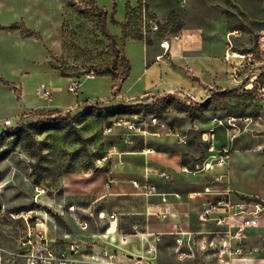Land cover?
<instances>
[{"label": "rangeland", "instance_id": "374dc122", "mask_svg": "<svg viewBox=\"0 0 264 264\" xmlns=\"http://www.w3.org/2000/svg\"><path fill=\"white\" fill-rule=\"evenodd\" d=\"M204 1L0 0V134L40 120H57L55 128L31 139L15 141L8 137L0 145V264H13L11 253L18 249L27 226L24 215L42 216L45 211L48 236L62 245L60 234L76 230L69 216H59L55 210L59 204L67 208L72 193L89 192V183L102 191L110 171L116 180L110 191H132L129 180L137 177L138 169L144 165L141 153L145 149L176 152L190 159L189 166L195 165L203 159V144L207 145L203 138L210 128L205 124L209 117L204 116L203 125L200 113L228 111L231 103L236 106L243 99L250 102L259 97L238 88L216 95L221 90L213 87L207 90L212 96L209 105L190 115L192 111L185 112L183 106H193L194 96L183 89L172 94L148 92L134 100L122 95L143 69L144 61L156 63V38L142 33V12L159 14L168 21L171 31L182 30L186 15L199 26L204 25V16L216 15ZM189 2L193 6L191 13ZM240 30L244 35L251 34ZM210 37V47L221 42L219 36ZM216 52L210 51V56L219 59ZM164 62L172 63V57L157 64ZM130 66L132 74L128 78ZM219 68L223 73L227 69L225 64ZM107 69L110 75L104 74ZM180 69L182 74L172 75V80L182 85L191 75L185 67ZM147 78L133 90L142 89ZM202 79L208 81L209 76L203 73ZM77 80L79 88L73 94L68 87ZM42 89L53 90L51 101L39 95ZM123 106L137 109L127 112L120 109ZM236 111L227 116L244 117ZM151 118L156 119L155 126L150 125ZM5 120L10 121L9 126L4 125ZM140 120L149 124L148 134L125 129V122ZM176 134L184 135L186 144H177ZM224 137L225 131L217 128L215 141ZM120 156L125 162H118ZM36 187L45 190L38 198ZM127 197L132 196L114 195L112 201ZM91 221L88 233H103L102 223L95 218ZM28 225H34L32 219ZM157 251L161 264H181L175 259L169 238ZM194 252L198 264H206L203 258L209 263L207 258L211 257H204L199 244Z\"/></svg>", "mask_w": 264, "mask_h": 264}, {"label": "crops", "instance_id": "0c3cea01", "mask_svg": "<svg viewBox=\"0 0 264 264\" xmlns=\"http://www.w3.org/2000/svg\"><path fill=\"white\" fill-rule=\"evenodd\" d=\"M204 2L207 8L215 10L216 15L214 17L204 16V25L202 26L192 23V19L189 15H186L183 18L184 24L181 30L182 40L172 43L170 49L169 57H172L173 62L147 64V62L144 61L141 72L135 76L131 85L126 90L122 91V95L127 97L128 100H134L148 92L162 91L172 94L183 89L188 91L189 95L194 96L192 97L193 101L198 102L201 98L205 99L209 97L207 90L210 87H216L220 89L221 92L235 89L237 82L228 79L226 75L228 67L222 61L225 41L224 35L226 32L233 29H246L252 35L256 33L264 34V0H205ZM187 8L190 13L193 11V6L190 2ZM152 10L156 12L154 8H152ZM157 15L160 16L159 14ZM114 19L118 21V18ZM206 35H209V37H206ZM247 35L250 34H246L240 40L235 41V45L240 47L247 46V42L249 41ZM210 36H214L215 38L219 36L221 42L210 47L208 43V39L211 38ZM205 38H207V40ZM210 51L216 54V51H218V55L221 57L219 59L211 57ZM159 52L156 45L155 53L158 54ZM224 64L227 67L224 71L225 74L222 70L220 71L219 68V65L223 66ZM187 65L191 68L193 73L190 77L186 78L188 81L185 82V84L179 85L175 80H172V75H176L178 72L182 74L180 67H186ZM203 73L209 76L208 81L202 79ZM131 74L132 71L130 66L128 78L131 77ZM169 76H171V78H169ZM144 77H148L145 86L142 89L134 91V87L142 82ZM206 86H208L207 89H205ZM228 109V111L225 109H217L213 112H202L200 113L202 116L200 122L204 125L202 120L204 116H208L209 120L206 121L205 124L207 127H212V118H221L224 120L227 114L231 115L236 110H239V114L241 112V114L244 115L245 120L236 122V128L234 130L220 128L221 131H225V137L218 142L214 140L213 143L219 146L224 145L229 149V156L222 171L227 174L230 188L241 197L256 198L264 202V91L261 96L252 99L250 102L243 99L239 105L235 106V104L231 103ZM251 113H253V115H251ZM230 135H234V137L230 139ZM203 139L207 143V133H205ZM206 146L203 144L205 149L202 154L203 158L206 156ZM141 154L144 155V165L138 169L137 172L139 174L134 179L141 181L144 175H146L147 179L154 183L160 190L168 193L177 192L180 194V199H176L172 195L169 196V200L174 208V213L170 216L168 222L162 224L151 218L145 222L142 217L135 215V213L144 210L146 200L136 195L133 187L132 191H110L114 188V183H116L114 177L109 175L112 173V171H110L107 173L106 179L102 184V191H99V189L94 186V183H89V192H76L69 196L71 202L68 206L74 205L76 209L73 214L67 212L63 204H59L60 208L55 210L56 214H59V216H64L66 214L69 216L71 222L72 216L80 217L87 221L89 229L86 231L87 233L81 232L74 225L76 231H72L71 233L62 232L59 236V240L62 242L63 246L57 245L56 241L50 238L56 247L63 248L65 243L69 242H77L83 247L88 242L96 241V248L98 250L100 245H104L107 248L114 246V249H117L122 254L139 256L144 255V249L147 245L154 243L151 238L142 240L138 236H132L129 241L124 244H120L117 240L118 235L131 232V225L134 222L139 223L140 230L146 229L149 233L167 232L171 230L173 224L176 222L193 230L202 228L197 223L196 214L201 208L203 198H193V200H189L187 193L190 191H200L203 187V180L199 176H191L177 172L174 174L171 182L165 183L157 176V173L161 170L178 171L182 165H188L190 159L176 152L166 151L164 149H145ZM193 161L194 160H192V162ZM118 162L122 163L125 162V160L120 156L118 157ZM107 179L113 180L109 188H105L104 186ZM134 179L129 180L130 183ZM197 187L198 189H195ZM114 195L132 197L121 198L118 200L119 202H115L112 201V196ZM153 200L156 199L153 198ZM59 201L63 202L64 199L60 198ZM53 203H55V201H53ZM99 211L117 215L118 231L113 235L111 233L114 237L113 241L107 240L108 238H101L102 233H88L91 228L92 218H95L96 222L102 223L103 230L107 227L108 220L101 221L97 218L96 214ZM192 223H194V227H192ZM259 224V227L247 230L245 239L242 242L244 247L242 257L245 261H233L231 264H264V216L260 218ZM112 227L114 229L115 225L112 224ZM167 238L171 240L170 237H165L163 241L157 244V247L166 241ZM199 241L198 244L202 247L203 242L201 240ZM235 245L236 244L232 242V247H235ZM203 255L205 258L208 257L204 253ZM207 259H209V263H207L204 258L202 262L204 263L205 261L206 264H215L212 258ZM150 263L161 264L159 262L158 251L155 256H151ZM182 263L198 264L195 261V256L193 259L181 262V264Z\"/></svg>", "mask_w": 264, "mask_h": 264}, {"label": "built area", "instance_id": "2783aa9c", "mask_svg": "<svg viewBox=\"0 0 264 264\" xmlns=\"http://www.w3.org/2000/svg\"><path fill=\"white\" fill-rule=\"evenodd\" d=\"M142 33H151L155 36L154 43L159 49V53L154 56L158 63L170 54V49L174 41H181V30L171 31L168 21L153 15L142 12ZM245 36L240 29H233L225 33L224 49L222 61L227 65L226 75L229 80L237 82L241 92L261 96L264 91V34L256 33L247 35L249 41L247 46H237L235 41ZM186 72L192 75L191 68L187 65ZM93 78V73L89 74ZM79 82L74 81L68 87V91L76 94ZM213 87H210V90ZM208 89V90H209ZM39 95L51 101L53 90L42 89ZM152 126L156 125V119L151 118ZM245 120V117L226 116L212 118L213 126L208 128V141L206 146V156L193 166L182 165L178 171L161 170L157 173L158 178L165 183L173 180L174 174H188L199 176L203 180V187L200 191H190L187 193L189 200L193 198H203L201 208L196 214L197 223L201 229L193 230L176 222L171 230L162 233H149L147 230H140L139 223L131 225V232L117 236L120 244L127 243L132 236H138L142 240L151 238L154 243L149 244L144 249V255L132 256L120 253L117 249H108L101 246L99 250L96 241L86 243L83 247L77 242L65 243L63 248L56 247L48 236L46 227V212L42 216H23L27 226L24 234L18 242V249L11 253L14 264H151V256L157 252V244L163 238L170 237L173 243L175 259L185 262L195 256V247L199 240L203 242L201 249L206 256L211 257L215 264H231L233 261L243 262L242 257L243 240L246 232L250 228L259 227L260 218L264 216V202L256 198H244L239 196L230 188L228 177L223 168L229 156V149L224 145L217 146L215 140V130L217 128L234 130L235 123ZM5 126L10 125L9 120L4 121ZM128 132L138 135L148 134L149 124L143 121H128L124 123ZM234 135H230L232 139ZM128 139L125 140L127 142ZM177 144H186V137L181 134L175 135ZM106 158H102L104 161ZM113 183L112 179H107L104 186L109 188ZM131 185L134 193L143 197L145 201L144 210L135 213L147 222L150 218L159 223L168 222L174 213V208L169 200L172 195L180 199L177 192L168 193L160 190L154 183L150 182L146 175L143 180H132ZM45 193L44 188L36 187V198ZM155 198L156 200H153ZM152 199V200H151ZM36 205L38 203L36 202ZM74 205H69L66 211L70 214L75 212ZM61 214V213H60ZM23 215V214H22ZM101 221L108 220L107 227L103 230L101 238L113 241L117 230V215L99 211L96 214ZM17 217H20L19 215ZM32 219L33 226L28 225V220ZM72 222L81 231L86 232L89 224L84 219L72 216ZM112 224L115 228L109 232ZM110 236V237H109ZM232 242L236 245L232 247ZM98 245V246H99Z\"/></svg>", "mask_w": 264, "mask_h": 264}, {"label": "trees", "instance_id": "16d2710c", "mask_svg": "<svg viewBox=\"0 0 264 264\" xmlns=\"http://www.w3.org/2000/svg\"><path fill=\"white\" fill-rule=\"evenodd\" d=\"M115 23L116 22H114V24ZM128 71H129V68H128ZM104 74L110 75V71L107 69V70H105ZM233 91H234V89H230V90H224L222 92H215V94L216 95L217 94L223 95V94L230 93ZM211 99H212V96H209L208 98L203 99L202 101L195 102V104L193 106L184 105L183 109L185 112L192 111V113L190 115H192L193 113L195 114L196 112L203 111L209 105ZM135 107L123 106L120 109H123V111H127V112L129 111L130 112L134 109H137ZM56 123H57V120H50V121L40 120V121L35 122V123H30V124H27L24 126H20L16 130H9L7 132L0 134V145H2L5 141V139L8 137H14L15 141L21 140L25 137L31 139L33 135H40V134L46 132L47 130L55 128Z\"/></svg>", "mask_w": 264, "mask_h": 264}, {"label": "bare ground", "instance_id": "6f19581e", "mask_svg": "<svg viewBox=\"0 0 264 264\" xmlns=\"http://www.w3.org/2000/svg\"><path fill=\"white\" fill-rule=\"evenodd\" d=\"M112 231H113V227H111V229H110V231H109V232L111 233Z\"/></svg>", "mask_w": 264, "mask_h": 264}, {"label": "water", "instance_id": "95a60500", "mask_svg": "<svg viewBox=\"0 0 264 264\" xmlns=\"http://www.w3.org/2000/svg\"><path fill=\"white\" fill-rule=\"evenodd\" d=\"M206 98H208V97H206ZM206 98H205V99H206ZM201 101H202V100H201Z\"/></svg>", "mask_w": 264, "mask_h": 264}]
</instances>
